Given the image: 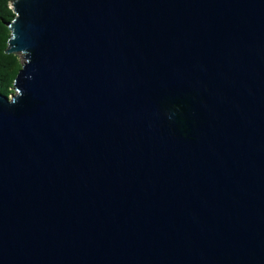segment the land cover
<instances>
[{
    "label": "water",
    "instance_id": "obj_1",
    "mask_svg": "<svg viewBox=\"0 0 264 264\" xmlns=\"http://www.w3.org/2000/svg\"><path fill=\"white\" fill-rule=\"evenodd\" d=\"M0 264H264V0H12Z\"/></svg>",
    "mask_w": 264,
    "mask_h": 264
},
{
    "label": "trees",
    "instance_id": "obj_2",
    "mask_svg": "<svg viewBox=\"0 0 264 264\" xmlns=\"http://www.w3.org/2000/svg\"><path fill=\"white\" fill-rule=\"evenodd\" d=\"M11 2L0 0V93L7 96L13 92L14 80L22 65L19 55L5 52L10 37L7 23L15 17Z\"/></svg>",
    "mask_w": 264,
    "mask_h": 264
}]
</instances>
